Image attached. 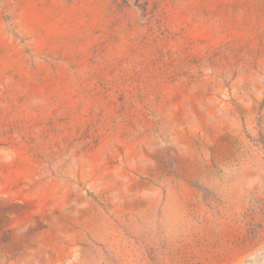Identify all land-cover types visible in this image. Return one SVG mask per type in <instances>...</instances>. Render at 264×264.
Instances as JSON below:
<instances>
[{
  "label": "rangeland",
  "instance_id": "1",
  "mask_svg": "<svg viewBox=\"0 0 264 264\" xmlns=\"http://www.w3.org/2000/svg\"><path fill=\"white\" fill-rule=\"evenodd\" d=\"M0 264H264V0H0Z\"/></svg>",
  "mask_w": 264,
  "mask_h": 264
}]
</instances>
